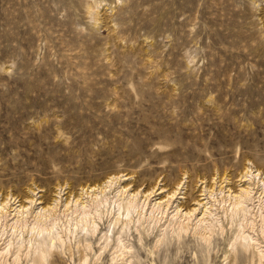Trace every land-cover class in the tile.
I'll return each instance as SVG.
<instances>
[{
	"label": "rangeland",
	"instance_id": "1",
	"mask_svg": "<svg viewBox=\"0 0 264 264\" xmlns=\"http://www.w3.org/2000/svg\"><path fill=\"white\" fill-rule=\"evenodd\" d=\"M0 217V264H264V0H0Z\"/></svg>",
	"mask_w": 264,
	"mask_h": 264
},
{
	"label": "bare ground",
	"instance_id": "2",
	"mask_svg": "<svg viewBox=\"0 0 264 264\" xmlns=\"http://www.w3.org/2000/svg\"><path fill=\"white\" fill-rule=\"evenodd\" d=\"M247 173V172H246ZM95 196H97L98 197V195H95ZM102 196V195H101ZM147 196V195H146ZM101 198V197H100ZM95 199H96V197H95ZM98 199V198H97ZM97 200H95V202H96ZM116 201V200H115ZM56 202V201H55ZM94 202V206H95V209H97L96 208V206L97 207H99V206H101V204H107L108 203V198L107 197H103V198H101L99 201H97L96 203ZM113 202H114V200H113ZM57 203V202H56ZM68 203V202H67ZM93 203V202H92ZM92 203H90V204H92ZM123 203V202H122ZM121 202H118V212H117V215H114V216H116V217H114V219H115V221H114V223H118V222H120L121 220H122V222L125 224V225H128L129 224V212L132 210V209H134L135 207H138L139 206V204H138V206H137V202H135L134 200H127V202H125L126 204H122ZM89 204V203H88ZM89 204V205H90ZM157 204L158 205H160V206H158V207H155V206H153L154 208H152V210L153 209H161V205L163 204L161 201L160 202H157ZM143 205V204H142ZM56 206H57V204H55L54 205V207L52 208V209H55L56 208ZM84 206V205H83ZM87 206V205H86ZM94 206H92V207H94ZM49 208V207H48ZM85 208V210L83 209V211H82V215L80 214V217H81V219L82 220H84V222L85 221H89V219H88V215L90 214H88V210L86 209V208H89L90 209V207H84ZM51 209V208H50ZM81 210V209H80ZM55 210H53V212H54ZM76 211H79V210H76ZM81 212V211H80ZM126 214V217L124 216ZM52 215V214H51ZM91 217V216H90ZM125 217V218H124ZM1 218V217H0ZM50 218H51V216H50ZM52 220H54V218L52 219ZM56 220V219H55ZM79 220H80V218H79ZM27 218L26 219H22V218H17L16 220H14V222L13 223H11V225L13 226V227H17V226H20V227H25V226H27ZM48 222V221H47ZM56 222V221H55ZM81 222V221H80ZM90 222V221H89ZM46 223V222H45ZM43 221H41L40 219L39 220H35L34 219V222H33V224H31L32 226H31V230H33L34 229V231L35 230H37L38 231V233H41L42 231H44V230H49L51 227H52V223H53V221H51L50 223H47V224H45ZM88 224V223H87ZM80 225H83V226H85L86 225V223H85V225L84 224H81L80 223ZM78 227H80V226H78ZM37 233V232H36ZM242 233V232H241ZM244 235V234H243ZM242 235V236H243ZM246 235V234H245ZM248 236V235H247ZM249 237V236H248ZM244 238V237H243ZM246 238V237H245ZM44 256V255H43ZM44 258V257H43Z\"/></svg>",
	"mask_w": 264,
	"mask_h": 264
}]
</instances>
